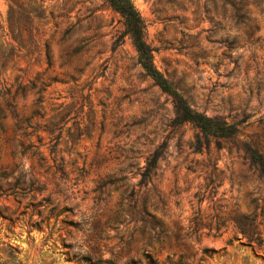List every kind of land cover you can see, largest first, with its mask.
Segmentation results:
<instances>
[{
  "label": "rangeland",
  "instance_id": "374dc122",
  "mask_svg": "<svg viewBox=\"0 0 264 264\" xmlns=\"http://www.w3.org/2000/svg\"><path fill=\"white\" fill-rule=\"evenodd\" d=\"M131 1L155 67L239 133L197 152L104 0H46L19 42L0 0V264H264V0Z\"/></svg>",
  "mask_w": 264,
  "mask_h": 264
},
{
  "label": "trees",
  "instance_id": "16d2710c",
  "mask_svg": "<svg viewBox=\"0 0 264 264\" xmlns=\"http://www.w3.org/2000/svg\"><path fill=\"white\" fill-rule=\"evenodd\" d=\"M8 15L7 23L10 27L12 37L15 41L22 40L25 26H33L42 21H48L45 16L44 4L46 0H7ZM115 12L124 20L126 33L129 35L132 44L138 55V63L160 89L173 98L177 109V117L174 124L181 125L188 123L200 131L195 150L201 152L211 143V138H232L239 131L237 124H228L217 118H211L203 113L194 110L187 100L177 91L172 84L161 74L154 65L153 49L146 42V25L140 12L131 0H104ZM35 3L43 17H39L33 11H28L25 6ZM41 18V19H40ZM41 20V21H40ZM19 42V41H17ZM246 151L252 163L259 167L264 175V155L252 146H247ZM158 157L154 158L153 165L156 164ZM156 167H149L148 173Z\"/></svg>",
  "mask_w": 264,
  "mask_h": 264
}]
</instances>
